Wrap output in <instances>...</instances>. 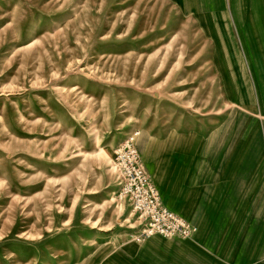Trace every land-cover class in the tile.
<instances>
[{"label": "rangeland", "instance_id": "1", "mask_svg": "<svg viewBox=\"0 0 264 264\" xmlns=\"http://www.w3.org/2000/svg\"><path fill=\"white\" fill-rule=\"evenodd\" d=\"M0 264H264V0H0Z\"/></svg>", "mask_w": 264, "mask_h": 264}, {"label": "built area", "instance_id": "2", "mask_svg": "<svg viewBox=\"0 0 264 264\" xmlns=\"http://www.w3.org/2000/svg\"><path fill=\"white\" fill-rule=\"evenodd\" d=\"M126 146L125 158L120 147L113 154L118 180L117 197L127 199L132 210L142 217L138 236L157 234L188 237L194 234L195 227L192 224L163 205L155 186L142 172L135 149L129 142Z\"/></svg>", "mask_w": 264, "mask_h": 264}, {"label": "crops", "instance_id": "3", "mask_svg": "<svg viewBox=\"0 0 264 264\" xmlns=\"http://www.w3.org/2000/svg\"><path fill=\"white\" fill-rule=\"evenodd\" d=\"M170 209V208H169Z\"/></svg>", "mask_w": 264, "mask_h": 264}]
</instances>
